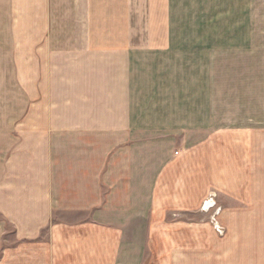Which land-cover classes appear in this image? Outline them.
Masks as SVG:
<instances>
[{
	"label": "crops",
	"instance_id": "obj_1",
	"mask_svg": "<svg viewBox=\"0 0 264 264\" xmlns=\"http://www.w3.org/2000/svg\"><path fill=\"white\" fill-rule=\"evenodd\" d=\"M144 1L0 0L25 70L0 97V264H264V127L215 125L188 57L216 45L144 38Z\"/></svg>",
	"mask_w": 264,
	"mask_h": 264
},
{
	"label": "rangeland",
	"instance_id": "obj_2",
	"mask_svg": "<svg viewBox=\"0 0 264 264\" xmlns=\"http://www.w3.org/2000/svg\"><path fill=\"white\" fill-rule=\"evenodd\" d=\"M143 13L146 39L152 38L148 25L165 22L170 29L174 25L185 27L176 31L178 38L204 39L210 46L216 45L212 50H200V57H188V89L194 93V102L214 104L209 116L215 125L232 126L241 115V122L251 119L257 127H264V0H145ZM9 60L0 57V94L4 89L9 93L15 87L17 91L23 88L19 74L9 85V74L25 71L23 64H9ZM37 66L40 73L41 65ZM32 71L35 76L34 65ZM43 81L48 83L47 72L44 79L42 73L38 76L37 83ZM46 92L47 88H38L42 103H47ZM40 115L41 120L48 118V112ZM65 116L62 113V118Z\"/></svg>",
	"mask_w": 264,
	"mask_h": 264
},
{
	"label": "built area",
	"instance_id": "obj_3",
	"mask_svg": "<svg viewBox=\"0 0 264 264\" xmlns=\"http://www.w3.org/2000/svg\"><path fill=\"white\" fill-rule=\"evenodd\" d=\"M214 203H211L209 200L204 201V204L202 206V208H204L205 210H208L209 208L213 207ZM219 212V208H215L214 209V213L211 215V224L214 228V230L218 233V234H222L224 232V227L220 224V222L218 221V219L216 218V215Z\"/></svg>",
	"mask_w": 264,
	"mask_h": 264
},
{
	"label": "bare ground",
	"instance_id": "obj_4",
	"mask_svg": "<svg viewBox=\"0 0 264 264\" xmlns=\"http://www.w3.org/2000/svg\"><path fill=\"white\" fill-rule=\"evenodd\" d=\"M212 203V202H211Z\"/></svg>",
	"mask_w": 264,
	"mask_h": 264
}]
</instances>
